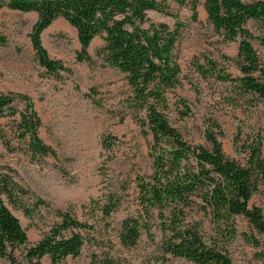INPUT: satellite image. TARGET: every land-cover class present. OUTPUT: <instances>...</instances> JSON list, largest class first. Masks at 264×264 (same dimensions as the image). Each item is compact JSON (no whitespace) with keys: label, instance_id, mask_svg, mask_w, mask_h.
<instances>
[{"label":"rangeland","instance_id":"374dc122","mask_svg":"<svg viewBox=\"0 0 264 264\" xmlns=\"http://www.w3.org/2000/svg\"><path fill=\"white\" fill-rule=\"evenodd\" d=\"M191 1L180 5L169 0L170 14L147 11L150 21L178 26L180 32L173 48L180 82L166 93L165 114L192 145H205L204 129L217 123L223 152L241 160V141L264 131V99L242 95L215 76L219 71L239 76L233 61L238 40H224L207 22L202 0L194 6ZM35 20L34 12L0 10V95L20 93L30 98L40 119L37 134L51 149L44 156L31 152L28 139L19 136L18 115L0 117V180L9 177L20 186L23 196H16L23 207L15 209L4 195L0 197L28 239L8 252L19 264H29L26 249L60 222L59 211H67L87 228L75 229L84 236L79 253L55 264H195L163 251L157 211L146 212L138 202L136 181L152 174L153 141L147 126H142L143 111L133 101L125 74L101 57L102 38L90 42V60L77 61L75 29L61 17L53 20L40 33L48 56L66 66L53 75L39 65L30 42ZM248 27L259 33L252 22ZM252 44L264 58L257 41ZM214 64L213 72L200 74L199 67L209 72ZM24 106L22 100L13 101L17 111ZM251 203L264 214L263 194H256ZM105 207L113 209L105 214ZM127 217L139 223V237L129 247L118 237ZM186 219L198 222L203 240L222 247L232 264H264V236L242 217L215 226L207 215L192 210ZM0 264L8 260L0 257ZM39 264L53 263L43 256Z\"/></svg>","mask_w":264,"mask_h":264},{"label":"trees","instance_id":"16d2710c","mask_svg":"<svg viewBox=\"0 0 264 264\" xmlns=\"http://www.w3.org/2000/svg\"><path fill=\"white\" fill-rule=\"evenodd\" d=\"M169 0H0V10L34 12L36 20L29 35L39 65L48 73L66 70L62 61L48 56L40 41V33L58 17L72 26L80 49L77 61L90 60L87 48L96 36L103 45V61L125 74L138 111H143L142 126H147L153 141L152 174L138 177V202L157 211L162 232V249L169 256L182 257L195 264H232L229 255L217 244H207L199 223L188 221L189 211L207 215L215 226L233 223L242 217L258 234L264 236V214L260 206L252 204L256 194L264 195V131L247 135L239 145L241 160L227 156L218 139L220 127L213 122L203 131L205 145H192L181 138L165 114L166 93L180 82L179 65L173 48L179 37V27L152 22L147 11L170 14ZM180 5L189 0H171ZM194 6L197 0H192ZM206 20L219 31L224 40L237 41L234 65L239 76L219 71L216 77L230 82L242 95L264 99V58L255 51L252 41L264 50V0H202ZM249 22L258 27L254 34ZM146 25V26H145ZM209 72L199 67L202 76ZM25 102L21 111L13 101ZM7 112V113H6ZM18 115L20 138L28 139L31 152L45 155L50 152L39 138L40 119L27 95H0V117ZM110 144V141H104ZM21 193V194H20ZM23 191L9 177L0 180V195L15 209L23 207ZM105 207L109 214L113 208ZM60 222L51 227L36 243L26 249L29 264H39L47 256L55 264L66 256L79 253L83 243L81 233L87 225L67 211L58 213ZM68 231L70 234L65 235ZM120 243L132 246L139 237V223L135 217L125 218L120 225ZM28 243L25 230L0 197V257L8 264H19L8 248ZM163 264V263H162Z\"/></svg>","mask_w":264,"mask_h":264}]
</instances>
